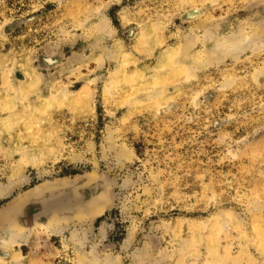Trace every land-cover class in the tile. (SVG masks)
Masks as SVG:
<instances>
[{"label":"rangeland","instance_id":"obj_1","mask_svg":"<svg viewBox=\"0 0 264 264\" xmlns=\"http://www.w3.org/2000/svg\"><path fill=\"white\" fill-rule=\"evenodd\" d=\"M95 179L0 264H264V0H0V216Z\"/></svg>","mask_w":264,"mask_h":264},{"label":"bare ground","instance_id":"obj_2","mask_svg":"<svg viewBox=\"0 0 264 264\" xmlns=\"http://www.w3.org/2000/svg\"><path fill=\"white\" fill-rule=\"evenodd\" d=\"M92 175L93 176L91 177H97L94 174ZM95 181H97V179L89 180L81 188L77 189H75V184L69 185V183H66L65 181L56 182L57 184L46 186L45 191H43V188L42 190L39 189L35 195L39 193L36 196V199L40 202L41 206L38 208L34 227L43 229L48 228L53 224L63 222L68 216L85 220L86 218H94L109 208L108 185H103L104 182L100 185L101 183ZM86 190L89 192V196H86ZM21 201H23V199L17 203H13V205L10 206V209H8L6 213H2L0 216L1 222H9L20 231V234L16 235L12 232L8 233L5 239H1L2 241L0 240L2 242L0 244L3 247H6V249H9L14 245L16 246L19 243V237H21L22 226L19 225V222L20 218L23 216L22 211L25 205ZM42 218H44L46 222H42ZM53 229L55 228L50 227L45 229V231H52ZM38 233L42 232L38 231L37 234ZM7 253V250L4 252L0 250V257H7V255H9Z\"/></svg>","mask_w":264,"mask_h":264},{"label":"water","instance_id":"obj_3","mask_svg":"<svg viewBox=\"0 0 264 264\" xmlns=\"http://www.w3.org/2000/svg\"><path fill=\"white\" fill-rule=\"evenodd\" d=\"M56 184V183H55ZM47 185V184H46ZM46 185H44L45 187H46ZM54 185V184H53ZM84 185V184H83ZM82 185V186H83ZM44 186H40V187H38L37 189H35L34 191H32L31 193H28L27 195H25L24 197H22L21 199H23V201H21V202H23V204H25L24 205V207H26L29 203H32V204H34V205H37V209H36V212L33 214V226H34V223H35V219H36V215L38 214L37 213V211H38V208H40V206H41V204H40V202L39 201H37V199H36V196L39 194H36L35 195V193H37V191L39 190V189H41L42 190V188H43V191H45V187ZM48 186V185H47ZM82 186H76L75 187V189H77V188H81ZM20 199V200H21ZM20 200H18L17 202H19ZM16 202V203H17ZM85 203H86V201H85ZM11 205H13V204H11ZM10 205V206H11ZM109 205V204H108ZM10 206H8V208H6V209H4L3 210V213H6V211L8 210V209H10ZM24 207H23V209H24ZM22 213H23V211H22ZM23 215H24V213H23Z\"/></svg>","mask_w":264,"mask_h":264}]
</instances>
